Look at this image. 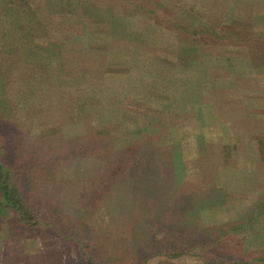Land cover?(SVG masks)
I'll list each match as a JSON object with an SVG mask.
<instances>
[{"label": "rangeland", "instance_id": "obj_1", "mask_svg": "<svg viewBox=\"0 0 264 264\" xmlns=\"http://www.w3.org/2000/svg\"><path fill=\"white\" fill-rule=\"evenodd\" d=\"M76 1L82 4L81 8L84 13L72 18V21L78 23L77 30L78 32L80 31V34L78 37L70 38V40L72 42L75 40L79 41L78 47L85 53L88 61L102 64L107 59L111 74L110 82L112 84H110L108 93H105L104 90H100L99 93V90L94 86L83 83L80 78L72 79L73 76L69 75V84L65 87H72V91L81 89L83 94L80 98L86 100V108L95 109L99 107L98 110L100 112L98 115L103 119L119 118V116L123 115L122 113L127 111L128 115L134 114V112L141 115V125L148 126L152 120L160 121V127H168V130L175 134L173 138L176 146L174 151L177 152L180 148H184V157L186 154L187 156L191 154L183 168L186 167L189 171H192L191 173H194L193 178L195 180L188 179L191 176L181 170L182 164L177 165L176 168H173L174 165L173 167L171 165V168H167V163L160 162L159 167L163 170L166 169L164 172V177L167 176L165 180L172 173L175 174L172 177L173 181L169 182L167 180L165 183L166 187L164 186L165 188L159 191L160 193L155 191L154 194V191H149L150 196L144 194L145 196L140 197L137 193L138 189L127 192L130 189L127 187L126 191L122 192V195H118L121 202H125L124 209H121V215L125 213L135 214L142 210L141 215L146 220L136 222L134 229L138 230L140 227H145L147 223V229L153 233L151 240L145 245L140 242L141 235L132 236V234L124 232H130L126 229L125 223L124 233L121 231V223L110 224L109 227L112 228L110 231L105 229L107 223L103 224L102 222L109 212L107 210H111L112 206H115L114 204L120 203L118 200L110 199L109 202L107 201L101 206L97 212V217L90 218L93 221L96 220V223H89L86 228L83 227L82 223L72 224L70 214L77 213L69 209L74 207L71 200V197H74V193H71L69 189H64L62 185L64 173L62 172L61 164L66 160L77 159L87 163L89 159H103L107 155L109 157L111 154L103 147L106 137L95 130L97 129L95 125L87 126L84 120L89 122L90 119L65 117V115L57 114L58 110H61L63 106H58V110L54 106L55 109L47 107L46 110L50 112L48 111L47 123L44 124L43 128H47L48 134H52L53 137L51 138L55 139L47 143L37 142V137L34 141H27L25 139V129L26 123L30 121V118L24 115V111L17 109L20 114L19 117L15 115L3 119L7 128H2V131L6 133L0 131V147L3 150L5 159L13 164L19 181H21V176L24 177L25 183H23L22 189L34 203L39 215L50 221V224L54 227L66 228L74 225L78 227L79 233L81 229H84L86 233L82 235H86L89 240V249L91 247L99 248L101 251L100 255L107 264H124L126 260L138 261L142 259L141 257L148 255L151 258H148L147 264H206L207 262H226L230 258H249L253 255L264 254V210H261L258 215L259 218H262V221H252L250 218L253 215L257 196L264 193V169L259 168L260 160L262 161L264 158H261L262 155L261 153L259 154L257 147L247 150L249 153L254 151V154L250 155V160L247 155L244 153L240 154V150L237 149L239 148L238 141L242 137H244L243 140L246 142L249 140L251 142H260L264 137L255 138L254 136H256L257 132H238L236 130L237 127L234 125L229 126L228 122L239 123V114L235 115L231 112L225 116H220L218 113L213 112L212 106L207 103H200L203 105L200 109L204 117L202 119H205V121L201 120V127L197 131L187 133L183 120L176 118L174 109L162 113L156 110V107H143V102L139 101V99L143 100L146 97H148L146 99L155 102H160L161 100L163 102L169 101L173 96V98H180L186 89H188L187 97L191 101L196 98L192 93L194 86L198 87V93L201 99L204 100L207 97L209 98L206 91L204 92V86L207 84L206 80L209 78L210 81L216 84L215 86L224 84V86L221 85L222 87H214L218 88L217 92H219L215 97L217 106L223 103V99L220 101L219 98H224L223 95L229 92L228 90L225 91L228 89L227 85L232 83L243 85L254 80L258 87L256 90L240 87L238 92L246 97L248 96L247 102L242 100L241 103L243 105L256 106L257 109L261 110L256 115V119L258 118L256 121L258 129L256 130L264 131V38H252L254 32L264 35V0H258V5L247 4L245 0H211L208 5V9L212 12H219L218 9L220 8L225 15L229 13L236 19L234 21L235 26L233 24H224L221 29L233 32L238 36L251 38L252 43L263 46L261 48L262 51L256 54L254 52L244 53L242 46L239 47L238 45H228L225 49L203 47L198 51L192 52L191 56L195 60L188 63L186 62L187 60H184L186 59L187 48L190 45L193 50L194 48L197 50V47L194 44H186L189 39L185 35L182 34L183 36L179 37L178 34L167 27L156 26L153 17L150 15L144 14V12L137 9L127 10L124 6L122 14L121 9L111 10V4L97 0ZM188 2L187 0H158V2L156 0H140L143 5L170 9L177 20L191 26L195 27L198 23L207 25L205 21L198 18L196 11L198 13L200 11L195 10H202L205 6L194 2L193 6L195 8L188 9ZM60 3V0H45L47 8L59 7ZM64 3L71 5L68 7L76 5L74 0H64ZM6 9L7 7L0 2V21L7 20L10 17L6 13ZM259 15H263V17ZM1 25L2 22L0 27ZM59 28L64 30L65 27L59 25ZM1 32L0 29V65L4 66L7 64L6 59L10 53L8 51L12 38L8 35H2ZM44 33V28L40 26L30 29L26 40L24 41L23 39L22 42L25 47V53L30 52L35 56L33 52L39 51L44 57L45 54L49 56L47 52H54L50 56H53V58L57 55L56 49L48 50L51 47V42L49 39L43 38L47 34ZM42 34L44 35L41 36ZM100 47L105 48L102 49ZM156 56L162 58L156 59ZM2 57L3 60H1ZM199 57H202V60H197ZM33 58L36 60V57ZM20 60L22 69L16 70L18 76L22 72L29 71L27 69L28 63L25 59L21 58ZM27 61L30 62L33 59L27 57ZM27 77H30V80L35 78L33 75H28ZM153 78L160 82L168 83L158 86V84L151 81ZM16 79L17 76L15 77ZM48 81L52 80L49 79ZM171 86L174 91L169 88ZM122 89L125 91L122 92ZM13 91V93L12 91L9 93V98L13 96L15 99V97L19 96V93L18 91ZM49 95L54 96V93L50 92ZM98 95L103 97L97 99ZM108 95L112 96L114 101L112 106L114 108L104 107V104H109V101H105L108 98L104 97ZM2 102L4 104L0 105V113H6L10 103L5 101V99ZM50 104L49 102V106ZM121 104H124V106ZM120 109H123V111ZM224 120H227L226 124H224ZM90 126V133L85 132L84 134L86 135L83 134L85 137H82L80 130L83 128L90 129ZM120 127L122 128V126ZM158 130L163 131L159 127ZM36 134L42 135L44 133L41 131V134L39 132H36ZM114 137L115 133H113L111 139ZM130 138L132 137L129 136L124 141L127 144L131 143L133 139ZM225 141L228 143L226 157H224L225 151L223 152V148L219 150L215 148L221 144L220 142L223 143ZM186 143L187 147H185ZM84 144L87 146H83ZM122 144L127 145L125 143ZM199 145H202L204 152H210L215 155L214 157L219 158V160H211L213 156L208 157L209 162L219 163L220 168L218 170V180H214L212 177L207 180L206 191L213 192L217 191V189L231 191V196L224 199L226 202L224 207L212 206L214 203L212 200L217 199L216 195L208 200L205 199L206 194L203 196L199 194L187 195L201 188V183H198V175L196 174V168L199 170L201 167L195 165H206L208 162L206 155H199L202 151L197 147ZM206 146L210 147L208 151ZM85 147L87 150H85ZM152 147H155L156 151V145ZM167 148L159 147L158 150L163 152ZM240 148L244 147L240 145ZM72 150L80 152L73 155ZM171 151H173V148L172 150L170 149ZM140 152L145 154V158L152 153L151 149H146L145 145L142 146ZM175 152L173 161L178 163L180 157ZM196 154L199 156H196ZM131 155L128 154L126 156L129 159L126 168L127 174L131 172L133 175L138 167L139 169L141 168L137 166L134 155L133 157ZM253 157L257 160L256 162ZM147 160L142 162L143 171L148 170L149 173L151 171L153 173L155 165ZM183 160L184 158H182ZM237 165L238 167H235ZM190 166L192 167L189 168ZM79 167L80 169L77 172ZM81 168V166H76L75 168L72 165L68 170L73 176H79L82 174ZM150 178L149 174L144 179L148 181ZM165 180H162V183ZM156 195L159 198L154 203L146 199L147 197L153 199ZM201 208H203L202 211L200 210ZM98 219H102V222ZM112 220L114 219L112 218ZM235 224L239 225L234 227ZM216 233L224 236L218 238L213 246L207 245L204 251L199 252L201 253L200 256L205 260L204 263L191 256L177 260H169L157 255L154 257V253L161 251L164 246L165 248H172L179 244L182 247L198 243L204 244L212 239ZM10 242H17V254H22L21 258H26L27 264H84L80 258L74 260L64 257L65 254L67 255L66 246L58 250L54 239L47 231L32 237L20 233L11 212L1 208L0 253L3 252V247H10V254H14V246H8L11 244ZM6 256H3V258L5 257L4 261L7 262L4 263L2 261L0 264H22V262L16 263L12 257L9 260L8 254Z\"/></svg>", "mask_w": 264, "mask_h": 264}, {"label": "trees", "instance_id": "obj_2", "mask_svg": "<svg viewBox=\"0 0 264 264\" xmlns=\"http://www.w3.org/2000/svg\"><path fill=\"white\" fill-rule=\"evenodd\" d=\"M74 1L76 3L74 7H68L71 5H66L64 3V0H60L61 3L59 7L47 8L45 0H0V2L5 7H7L6 13L10 15L7 20L5 19L4 21H0V23L2 22V25L0 27L2 31L1 33L2 35H8L12 38V40H10L11 45L8 51V53H10L9 56L7 55L8 58L6 59L7 64L4 66L0 65V105L4 104L2 102L4 99L5 101H8L10 103V106L8 107V112L0 113V131L5 132L2 131V128H7L6 123L3 122V119H7V117L9 116L11 117L15 115L16 117H19L20 114L18 110L24 111V115L30 118V121L26 123L25 129V139L27 141H34L37 137V142L42 141L43 143H47L48 141H52L53 139H55L51 138L53 137L52 134H48L47 128H43L44 124L47 123L46 121L49 111L46 110L47 107L55 109V107L57 108L58 106H63L61 110H58V108L56 109L58 110L57 114H62L65 115V117H71L75 119H90L89 122L88 120L84 121L86 122L87 126L95 125L97 127V129L95 130L99 134L102 133L100 135H105L104 137H106V140L103 144V147L105 148V150H108L107 152L111 155L109 157L107 155L103 159H89L87 160V163L82 162V160L78 161L77 159L66 160L62 162V172L64 173L62 176V185L64 189H69L71 190V193H74V197H71V200L75 208L70 207L69 209L77 212L70 214V217L72 218L71 223L75 225L77 222L78 224L82 223L84 225L83 227L86 228L89 226L87 224L96 223V220L93 221L91 219L92 217H97V212L101 208V206L107 203V201L109 202L110 199L114 201L118 200L120 203H113L116 207L112 206L111 210H107L109 212L104 218V221L102 222V219L98 220L103 224L107 223L105 229H108L109 231L112 229L109 227L110 224L121 223L122 232L123 228L126 227V229L130 232L124 231L125 233L132 234V236H136L137 234L138 236L141 235L140 242L141 244L145 245L151 240V236L153 233L152 231H149L147 229V223L145 227H140L138 230L134 229V225L136 224V222H142L143 220H146L145 218L143 219V216L141 215L142 210H140V212H136L140 218L136 215L135 212V214L125 213L121 215V209H124L125 202H121L119 196L122 195V192L124 193V191H126L127 187L130 188L129 190H127V192L138 189L137 193L140 197L145 195L150 196L149 191H154V194L155 191L160 193L159 191H162L166 187L165 183L167 182V180H169V182L173 181L172 177H174L175 174L172 173L165 180V178L167 177H164V172L166 169H161L159 167V163L165 162L167 163V168H171V165L172 167L174 165L173 168H176L177 165L182 164L181 162L182 158H184V148H180L177 152L174 151L175 148H173L171 144L172 142H174L173 138L175 137V134H172V131H169L168 127H160V121L152 120L148 124V126H145L143 124L141 125L140 122H142V116L135 112L134 114L128 115L127 111L125 113H122L123 115L119 116V118H114L111 120L103 119L100 115H98L100 112L98 110L99 107L95 109L90 108L91 110L86 108V100L80 98L83 94L81 89H74V91H72V87H65L67 86V84H69V75L73 76L72 79L80 78L83 83L88 84L90 86H94L99 90V93L100 90H104L105 93H108L109 88L111 86L110 84H112L110 82L111 74L107 65V59L106 62L102 64L88 61L85 56V53L78 47L79 41L75 40L74 42H72L70 40V38L72 39L74 36L78 37V35L80 34V31L78 32L77 30L78 23H76V21H72V18H75L80 14L84 13L81 8L82 4H80L79 2L77 3L76 0ZM97 1H102L104 3L111 4V8L114 10L121 9L122 14L124 12L123 6L127 10H140L144 12V14H148L153 17L156 26L167 27L168 29H171L176 34H178L179 37L185 35V37L189 39L187 41L188 43L186 42V44H194V46L197 47V50L196 48H194L193 50L190 45L187 48L188 50L186 51V59H184L187 60V63L195 60L191 56V54H193L192 52L198 51L203 47L225 49V47H227L228 45H238L239 47L242 46L243 50L245 51L244 53L254 52L256 54L257 52L259 53L260 51H262L261 48L263 46H258L256 45L257 43H252L250 40L251 38L246 36L233 35L232 33L220 29V26L225 22L224 18L230 17L231 14L229 13L227 15L223 13V17H220L216 13L208 10L207 8L203 7L202 10L196 9L200 11L199 13L196 11V13L198 14V18L205 21L207 25L198 23L194 27L177 20L174 17L172 11L147 6L145 4L143 5L142 3H140V0ZM193 1L196 3L198 2L199 4L201 3V6H204L201 0ZM245 1H247V4L253 5H258L259 3L258 0ZM259 16L263 17V15ZM214 17L215 19H213ZM87 18L89 17L87 16ZM228 22L229 20H227L225 23ZM59 25L64 26V30H61L59 28ZM38 26L44 28V34L47 33L43 38H47L51 42V47L48 50H57V55H55L54 58L53 56L50 57L54 52L49 53L46 51L49 56L45 54L44 57L43 54L39 51L33 52L35 56H33V54L30 52L25 53V47L22 44L23 39L24 41L26 40V36H28V32L32 27L34 29ZM44 34H42L41 36H43ZM259 35L262 34H259V32H254L252 38H264V35ZM42 48L46 49L44 47ZM100 48L103 49L105 47ZM26 56L33 59V61H30L31 63L28 62ZM18 57L20 59H25V61L28 63L27 69L29 70L22 72L21 74H19V76L16 70L22 68L20 62L21 60ZM33 57H36V60ZM159 58L162 57L156 56V59ZM1 60H3V57ZM197 60H202V57H199ZM28 75H33L35 76V78L30 80L29 78L32 76L28 78ZM16 76L17 79L15 80ZM49 79H51L52 81H48ZM151 81L158 84V86L165 85L168 83L160 82L156 80V78H153V80ZM206 81L207 84L204 86V92L206 91L211 103H216L215 97L219 94V92H217L218 88L214 87H222L221 85L224 86V84H219L218 86H215L216 84L210 81L209 78H207ZM210 84L212 85V87H210ZM226 87H229L231 90L233 89L235 91H238L240 87L253 90H256L258 88L257 83L254 82V80L250 83L248 82L243 85L232 83L230 85H227ZM169 88L173 90L172 86ZM229 88L225 91H229ZM13 90L18 91L19 93V96L15 97V99L13 96L9 98V93H11V91L13 93ZM122 90V92L125 91L124 89ZM50 92H53L54 96H50ZM198 92V87L194 86L192 93L194 94V96H196V98L191 101H189L190 99L187 97L188 89L184 90L180 98H173V96L172 99L169 101L163 102V100H161L160 102H155L153 100L146 99L148 97L143 100L139 99V101L143 102V107H156V110L162 113H166V111L174 109V114L176 118L183 120L186 132L194 133L201 127V120L205 121V119H202L204 117L202 115V110L200 109L201 106H203L201 104L204 102ZM100 97L103 96L98 95L97 99ZM104 97L108 98L105 101H109V104H104V107H113L112 105L114 101L112 99V96L108 95ZM49 102L51 103L50 106ZM238 102L239 100H236V103ZM121 105L124 106V104ZM43 106H45V108H43ZM3 107H5V105H3ZM120 110L123 111V109ZM260 111V109L252 110L245 107L242 110L243 116L249 118L252 122H254V124H256V121L258 119H256L257 112ZM228 125L233 126L231 123H228ZM120 126H122L123 129ZM158 127L159 129L161 128L164 132L158 130ZM256 129L258 128L256 127ZM41 131L44 134H36V132H39L41 134ZM90 131L91 126L90 129L83 128L82 130H80L81 135H83L85 132L90 133ZM256 132L257 134L256 136H254L255 138L261 136L264 137V131L256 130ZM113 133H115V137L111 139ZM84 135L82 137H85ZM129 136H131L132 138L130 139L133 140L131 143L127 144L124 140ZM243 139L244 138L242 137L239 141L237 140L239 142V148L237 149L240 150V154L244 152V148H240V145L244 147ZM257 142L259 154L261 153V158H264V138L260 142ZM122 143H125L127 145H123ZM220 143L221 144L215 148H217V150L223 148V152L225 151L224 157H226V148L228 146V143L226 141ZM168 144L170 145L167 146ZM144 145L146 146V149L149 148L152 151L151 155L146 158L145 154L140 152L142 146ZM155 145L156 151L155 147H152ZM172 145L174 146V144ZM230 145L233 146L232 144ZM83 146L87 145L84 144ZM158 147L168 148L161 152L160 150H158ZM172 148L173 151L170 152V149L172 150ZM209 149L210 147L207 148V151ZM85 150H87L86 147ZM2 151L3 150L0 147V209H7L11 212L18 226L19 232L24 234L25 236L32 237L38 236L42 232L47 231L51 234V237L54 239L58 250L62 249L63 246H66L67 255L65 254L64 257L74 260L80 258L84 262V264H107V262L101 257V251L99 248L91 247V249H89V240L86 238V235L83 236L84 233H86L84 229H81L82 231L80 230V234L78 227L74 225H71V227L67 226L66 228H61L59 226L54 227L50 224V221L42 218L39 215L34 203L30 200L28 195L22 189V185L23 183H25V181L23 180L24 177L21 176V181H19L17 172L15 171L13 164L9 163L5 159V155ZM74 151L76 150H72L73 155L80 152ZM174 152L180 157L178 163H175L173 161ZM128 154H132L131 157H133L134 155V157L136 158L137 166H140L141 168L139 169L138 167L137 171L133 175L131 172L130 174H127L126 166L127 161H129V159L128 157L126 158V156ZM204 155H206L207 160L208 157L211 155L213 156L211 157V160H219V158L214 157L215 155L210 152H205ZM147 159L149 160V162L155 165L153 173L152 171L149 173L148 170L143 171L142 162ZM207 164H197L195 166L202 167L203 169H210L209 177H211V171L212 173L218 172L213 171V169L215 168L219 170L220 164L214 163L212 161L209 162V160ZM72 165L75 168L76 166H81L82 174L79 176H73L72 173H70L68 170L69 167ZM192 166H190L189 168H191ZM235 167H238V165ZM259 168L264 169V160H260ZM79 169L80 167L77 169V172ZM181 170H183V164L181 166ZM200 170L202 169H199V171ZM149 174L151 176L150 180L145 181L144 178ZM162 180H165L164 183H162ZM158 198V195H156L155 197H153V199H151L150 197H147L146 199L154 203ZM79 203L81 204L79 205ZM263 208L264 193L259 194L257 196L256 204L254 205L253 215L250 217L252 221H262V218H259L258 215L261 213V210H264ZM112 218L114 220H112ZM238 225L239 224H235L234 227H237ZM213 236L214 237H212V239L206 241V243L204 244L198 243L186 247H182L180 246L181 244H179L178 246L172 248H165L164 246L161 251L154 253V257H156L157 255L169 260H177L179 258L191 256L204 263L205 260L200 256L201 253L199 252L204 251L207 248V245L213 246L217 242V239L224 235L215 234ZM94 253L96 254L92 255ZM141 258L142 259L138 261L126 260L125 263L147 264L146 262L148 258L151 257L150 255H148L146 257ZM206 264H264V254L257 256L253 255L249 258H230L226 262H207Z\"/></svg>", "mask_w": 264, "mask_h": 264}, {"label": "crops", "instance_id": "obj_3", "mask_svg": "<svg viewBox=\"0 0 264 264\" xmlns=\"http://www.w3.org/2000/svg\"><path fill=\"white\" fill-rule=\"evenodd\" d=\"M157 2H158V0H156ZM172 1H175V0H172ZM188 1H190V0H187V2ZM210 1L211 0H201V2L203 3V5L205 6V8H207L208 9V5L210 4ZM193 3H194V1L193 0H191L190 2H188L187 3V8L189 9H192V8H195L194 6H193ZM198 3V2H197ZM201 4V3H200ZM157 5H159V4H157ZM230 5V4H229ZM160 8H162V7H160ZM162 9H164V10H169V11H171L170 9H166V8H162ZM111 10H112V8H111ZM196 10V9H195ZM209 10V9H208ZM219 10V12H214V13H216L218 16H220V17H223L222 16V14H223V11H221L220 10V8L218 9ZM211 11V10H210ZM225 12V11H224ZM174 16H175V14H174ZM227 17V16H226ZM227 20H229V22L228 23H225ZM236 19H234V17L233 16H231L230 15V17H227V18H224V23L220 26V29L222 28V26H224V24H226V25H228V24H233V26H235L234 24V21H235ZM232 22V23H231ZM227 32V31H226ZM229 33H232L233 35H235L233 32H229ZM229 88V87H228ZM230 88H229V92H226L225 93V95H223V97L224 98H219L220 99V101L223 99V103H221V104H219V105H217L216 106V103H210V99L207 97L206 99H204L203 100V102L204 103H207V104H210L211 106H212V111L213 112H215V113H218V115H222V116H225V115H227V114H229V113H234L235 115H238L239 114V123H236V124H234V123H231L230 121L228 122V123H231L232 125H234V126H236L237 128H236V130L238 131V132H255L256 133V124H254V122H252L249 118H247V117H245V116H243V112H242V110H243V108L245 107V108H248V109H252V110H255V109H257L256 108V106H250V105H247V104H245V105H243V103H241L242 102V100H245V102H247L246 101V99H248V96L246 97L244 94H242V93H239L238 91H235V90H231V92H230ZM234 91V92H233ZM233 92V93H232ZM208 96V95H207ZM257 97V96H256ZM216 99V98H215ZM256 99H258V98H256ZM236 100H239V102L238 103H236ZM237 112V113H236ZM219 117V116H218ZM227 119V118H226ZM226 122H227V120H224V124H226ZM208 123H210V122H208ZM238 124V125H237ZM244 138V137H243ZM243 143H244V154L245 155H247V157H249L248 159L250 160V158H251V156H252V154H254V151H252V152H248L249 151V149H255L256 147L258 148V146H257V141H253V142H251L250 140L248 141V142H246V141H243ZM172 144H174V146H175V143L174 142H172ZM171 144V146L173 147V148H175L173 145ZM185 147H187V143H186V146ZM197 147H199L202 151V153L200 152V154L199 155H201V154H205V152L203 151V147H202V145H199V146H197ZM207 147V146H206ZM159 148V147H158ZM162 148V147H161ZM208 148V147H207ZM206 148V149H207ZM248 150V151H247ZM191 154H189V156H190ZM198 154H196V156H199ZM251 155V156H250ZM189 156H187V154L185 155V157H184V160L181 162L183 165H186L187 164V159H189ZM203 157V156H202ZM254 158V157H253ZM254 161L256 162L257 160L254 158ZM198 168H196V172H198L199 170H197ZM201 169L202 170H200L201 172H198V173H196L198 176H197V181H198V183H201V188H200V190H196V191H192V193H190V194H187V195H189V196H192V195H195V194H199V195H201V196H203V195H205L206 194V200H208V199H210L212 196H214V195H216L217 196V199L216 200H212L214 203L212 204V206H217V207H224V205L226 204V202H225V197H230L231 196V191H226L225 189H217V191H213V192H208V191H206L207 190V184H206V182H207V180L209 179V173H210V169L208 170L207 168H205V169H203L202 167H201ZM255 169V168H254ZM257 170V169H256ZM183 171L187 174V175H190L191 177L190 178H188L189 180H195L194 178H193V174L194 173H191V172H189V169L188 168H186V167H184L183 168ZM213 171H218L217 169H213ZM251 172V171H250ZM211 174L212 175H210L211 177H212V179H214V180H218V172H213L212 173V171H211ZM200 185V184H199ZM214 190V189H213ZM220 199V200H219ZM202 202L204 203V201L202 200ZM203 205V204H202ZM207 208V207H206ZM205 208V209H206ZM212 208V207H211ZM202 209L203 208H201L200 210L202 211ZM199 211V210H198ZM222 228H224L223 226H222ZM222 228H220V229H222ZM216 235H217V233H216ZM11 243V242H10ZM10 245H12V246H14V254H10L11 253V248L10 247H3V252H1L0 253V263L2 262V261H4V259H5V257H7L6 256V254H8L9 255V260L11 259V257H12V259L14 260V261H16V263H18V262H22V264H27V259L26 258H24V259H22L21 257H22V254H17V247H16V245H17V242H13V243H11V244H9L8 246H10ZM16 247V248H15ZM24 253H26V252H24ZM2 255V256H1ZM11 255V256H10ZM14 255V256H13ZM3 256H5L4 258H3ZM17 256V257H16ZM7 261H4V263H6ZM9 264V263H8Z\"/></svg>", "mask_w": 264, "mask_h": 264}]
</instances>
